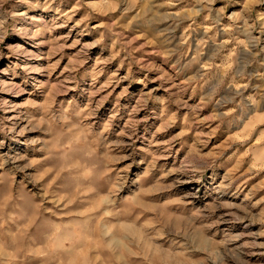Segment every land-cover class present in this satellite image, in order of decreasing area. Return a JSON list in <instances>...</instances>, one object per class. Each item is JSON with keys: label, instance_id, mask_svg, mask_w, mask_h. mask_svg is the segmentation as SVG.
Instances as JSON below:
<instances>
[{"label": "rangeland", "instance_id": "374dc122", "mask_svg": "<svg viewBox=\"0 0 264 264\" xmlns=\"http://www.w3.org/2000/svg\"><path fill=\"white\" fill-rule=\"evenodd\" d=\"M0 264H264V0H0Z\"/></svg>", "mask_w": 264, "mask_h": 264}]
</instances>
